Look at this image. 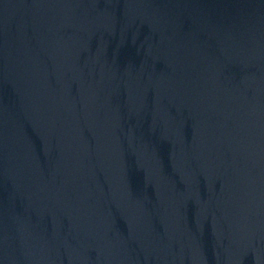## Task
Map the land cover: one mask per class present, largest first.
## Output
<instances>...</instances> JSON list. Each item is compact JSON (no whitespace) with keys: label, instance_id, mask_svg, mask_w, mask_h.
<instances>
[{"label":"water","instance_id":"water-1","mask_svg":"<svg viewBox=\"0 0 264 264\" xmlns=\"http://www.w3.org/2000/svg\"><path fill=\"white\" fill-rule=\"evenodd\" d=\"M0 264H264V0H0Z\"/></svg>","mask_w":264,"mask_h":264}]
</instances>
